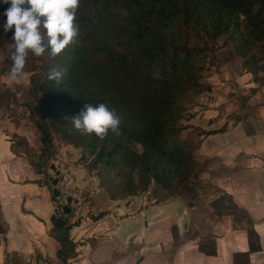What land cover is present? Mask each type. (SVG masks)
<instances>
[{"label": "rangeland", "instance_id": "rangeland-1", "mask_svg": "<svg viewBox=\"0 0 264 264\" xmlns=\"http://www.w3.org/2000/svg\"><path fill=\"white\" fill-rule=\"evenodd\" d=\"M253 9L254 12H259L260 7L256 5ZM4 19L6 18L3 17L2 22ZM263 19L264 13L259 23L253 24L252 31L241 26L229 34L219 32L214 35L208 23L201 28L192 22L182 33L176 28L177 39L180 38L176 39L177 43L181 42L200 53L203 51L188 66L189 74H194L197 83L196 87L180 97V108L175 118L177 136L186 140L190 146L191 160H187L185 169H182V178L187 179V184L192 179H211L209 175H205V168L215 173L217 167H221L215 154L209 156L205 151L201 152L200 144L204 138L225 130L228 119L242 120L248 111L264 105ZM41 33L44 34L43 29ZM12 35V31L4 32L3 45L0 47V135L26 170L31 169L34 174H39L38 179L45 183L47 193L46 187L54 189L50 179L59 180L57 188L61 195L53 198L55 211L50 216V223L56 229L57 239L64 243L61 256L63 255L65 263V260L73 258L77 246L85 247L78 252L82 256L83 252L91 250V241L105 237L107 227L117 225L116 219L119 218L121 206L133 202L138 209L147 207L153 201L152 197L157 196V192H152L164 190L153 180L146 181L149 184L144 189L143 179L151 178L140 169L133 168L131 163L125 164L126 160L121 157L117 159V165L110 167H105L101 162L93 163L95 154L87 159L82 158V144L87 143L90 136L81 135L74 128L64 132V118L50 113L52 110L45 109L47 117L41 119L39 108L48 94V90L42 86L47 78L44 66L49 65L48 57L46 53L37 57L29 51L23 79L10 83L7 74L12 66L8 59L13 51ZM98 55L87 54L90 68L91 62ZM85 66L74 68V81L80 89L94 91L87 86L86 78L82 79L83 84L78 83ZM182 74L180 70L178 79ZM154 77L160 80L163 75L160 70H155ZM36 123H42L46 129V145L41 143L42 134L37 130ZM68 127L70 125L66 124V130ZM129 149L137 157L144 151L142 144L137 143L131 144ZM1 150L0 163L15 161L13 154L3 155L6 151L4 146H1ZM15 162L18 164L19 161ZM52 164L58 174L50 169ZM187 184H180L176 190H185ZM132 190L134 191L130 193ZM164 193L169 195L165 191ZM67 196L78 201V204L67 205L71 210L69 215L62 212ZM103 197L106 204L93 209L92 204L98 205L96 203ZM198 209L200 213V208ZM195 224L200 226V217H197Z\"/></svg>", "mask_w": 264, "mask_h": 264}, {"label": "trees", "instance_id": "trees-1", "mask_svg": "<svg viewBox=\"0 0 264 264\" xmlns=\"http://www.w3.org/2000/svg\"><path fill=\"white\" fill-rule=\"evenodd\" d=\"M256 5L259 12H254ZM7 7L0 4V23ZM262 13L264 0H80L75 19L79 33L74 42L54 60L45 52L49 62L45 71L58 66L64 75L59 85L47 78L43 82L48 94L39 108L40 117H47L45 109L61 119L71 117L84 104L104 103L114 108L122 121L120 134L109 131L104 139L91 135L82 144V158L95 154L93 163L110 167L121 157L151 178L143 179L144 189L149 184L146 181L153 180L170 196L187 193L186 187L176 189L180 184L186 186L182 169L191 160L190 146L177 136L175 118L180 97L196 87L197 79L189 74L188 66L203 51L177 43L176 28L182 33L193 22L201 28L208 23L214 35L229 34L241 26L252 31ZM3 39L0 28V47ZM87 54H99L91 68ZM77 66H85L78 83L86 78L94 91L75 83L72 71ZM155 70H160L162 79L154 77ZM180 70L183 74L178 79ZM62 123L64 132L72 130L70 121ZM36 128L46 145L45 127L36 123ZM135 143L144 148L139 157L130 153L129 146Z\"/></svg>", "mask_w": 264, "mask_h": 264}, {"label": "crops", "instance_id": "crops-1", "mask_svg": "<svg viewBox=\"0 0 264 264\" xmlns=\"http://www.w3.org/2000/svg\"><path fill=\"white\" fill-rule=\"evenodd\" d=\"M227 122L200 144L221 165L215 173L205 168L211 179H192L179 196L155 190L147 207L121 206L117 225L65 263L50 223L52 189L0 135V153L4 146L3 155L19 161L0 163V264H264V105Z\"/></svg>", "mask_w": 264, "mask_h": 264}, {"label": "clouds", "instance_id": "clouds-1", "mask_svg": "<svg viewBox=\"0 0 264 264\" xmlns=\"http://www.w3.org/2000/svg\"><path fill=\"white\" fill-rule=\"evenodd\" d=\"M80 0H0L8 5L2 16L6 19L0 23L5 33L13 32V51L8 59L11 68L7 74L10 83L23 79V69L28 52L35 56L43 55L46 50L54 60L63 50L74 42L79 33L75 23L76 10ZM41 29L44 30L42 35ZM63 70L53 66L47 73V79L60 84ZM81 135H95L104 139L111 131L119 135L121 117L114 108L106 104L96 106L84 104L78 114L64 117Z\"/></svg>", "mask_w": 264, "mask_h": 264}, {"label": "water", "instance_id": "water-1", "mask_svg": "<svg viewBox=\"0 0 264 264\" xmlns=\"http://www.w3.org/2000/svg\"><path fill=\"white\" fill-rule=\"evenodd\" d=\"M50 169L55 174H58L57 169H56V167L53 164L50 166ZM50 181H51L52 187L54 188V189H52V197L53 198H57V197H59L61 195V192L57 188V185L59 183V180H57V179H50ZM65 203H66V205H64L62 207V212L64 214H68L69 215L71 213V210L68 208L67 205H70L71 203L77 204V201H73V199H72L71 196H67V197H65Z\"/></svg>", "mask_w": 264, "mask_h": 264}]
</instances>
